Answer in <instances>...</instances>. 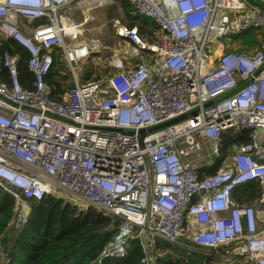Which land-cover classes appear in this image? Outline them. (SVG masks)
<instances>
[{
  "label": "built area",
  "instance_id": "built-area-1",
  "mask_svg": "<svg viewBox=\"0 0 264 264\" xmlns=\"http://www.w3.org/2000/svg\"><path fill=\"white\" fill-rule=\"evenodd\" d=\"M76 1L0 0V44L18 46L0 53V185L17 211L63 189L120 218L96 264L125 256L133 238L142 264H158L159 242L201 256L233 244L264 264V209L234 195L254 180L264 198V0H130L158 24L154 40L115 23L126 55L86 81L76 66L104 46L82 37ZM252 30L255 44L236 46ZM57 50L74 86L53 98ZM23 51L31 87L19 76ZM230 128L252 138L222 155Z\"/></svg>",
  "mask_w": 264,
  "mask_h": 264
},
{
  "label": "trees",
  "instance_id": "trees-1",
  "mask_svg": "<svg viewBox=\"0 0 264 264\" xmlns=\"http://www.w3.org/2000/svg\"><path fill=\"white\" fill-rule=\"evenodd\" d=\"M130 17V25L139 22L140 34L148 41L154 40L158 30L156 21L135 11L130 0H117ZM243 35L240 38L245 42ZM255 37L249 39L250 45ZM11 44L14 46H11ZM18 46L14 41L0 44V53L5 50L15 52ZM96 53H94L95 55ZM29 55L23 51L19 60V76L22 84L31 87L34 75L28 68ZM62 52L54 53V62L47 80L50 83V95L58 98L59 94L71 86L70 73L64 72L65 62ZM95 72H87L81 80L98 77ZM6 75V69L0 70V76ZM249 129L230 128L223 133L221 154L231 152L235 145L251 140ZM235 197L241 202H252L260 197V188L256 181L245 182L234 190ZM30 214L22 222L13 225L17 216L14 197L0 185V246L5 254V264H96L104 246L117 232L120 218H113L96 207L89 205L82 208L78 204L54 194H46L40 199L30 200ZM14 226V227H13ZM144 255L138 239L133 238L128 244V253L123 257H113L104 264H142ZM205 257V256H204ZM218 260L219 256H208ZM158 264H183L179 259L159 260Z\"/></svg>",
  "mask_w": 264,
  "mask_h": 264
},
{
  "label": "rangeland",
  "instance_id": "rangeland-1",
  "mask_svg": "<svg viewBox=\"0 0 264 264\" xmlns=\"http://www.w3.org/2000/svg\"><path fill=\"white\" fill-rule=\"evenodd\" d=\"M100 1L104 0H98L92 5V8L87 11V15L89 16V24L91 23H103L107 29V31L103 34V36H98L103 43V48L99 52H95L96 54L91 55L90 57L83 58L78 66H76L79 78L82 79L83 75H85L87 72H95L94 75H97L98 77L91 78V79H99L101 77H104L108 75L109 73H112L116 70V66L112 64V58L114 56V48L116 45V40L114 42L113 37L108 36L109 30L114 31V21H118L120 23L126 22V16H125V10L123 7H121L120 2L116 0H105L104 3H100ZM80 17V16H79ZM255 37V31L252 30L250 33L246 34L244 37L245 42H248L249 39H253ZM238 42H236V46H243L245 42L241 45L240 42H242L240 39H236ZM116 44V45H115ZM149 56V55H147ZM65 62V61H64ZM64 72L68 73L69 67L65 63V67H62ZM70 73V71H69ZM71 75V74H70ZM69 75V77H71ZM217 158V157H216ZM57 194L60 197H64L67 200H70L82 208H86L89 206V202H87L85 199L80 198L78 196L72 195L68 191H64L63 189H58ZM31 209L27 210L23 216L18 211L17 216L13 219V225H17L20 218H22V222H24L28 215L30 214ZM14 227V226H13ZM184 239L179 238L180 242H183ZM187 245L183 246L178 243H166V242H159V244L155 247L154 251L161 252V255H159V260H169V259H179L181 263L183 264H201L203 262V259L201 257L200 253L194 252L192 250H189L186 248ZM225 249H220L219 251L216 249H213L212 251L205 252V254H208L209 256H219L218 260L210 259L209 263L211 264H256L253 260H250L247 257L241 258L236 257L233 258V244L224 245L222 246ZM189 252V254L187 252ZM195 254H198L197 257H193ZM203 254V253H202ZM185 258H187L189 261H186ZM6 257L5 254L0 246V264H5Z\"/></svg>",
  "mask_w": 264,
  "mask_h": 264
},
{
  "label": "crops",
  "instance_id": "crops-1",
  "mask_svg": "<svg viewBox=\"0 0 264 264\" xmlns=\"http://www.w3.org/2000/svg\"><path fill=\"white\" fill-rule=\"evenodd\" d=\"M97 1L98 0H77L76 1V4L74 5V8H73V17H74L76 23L81 28L82 37H85V35H86V36H92V37L99 38L98 36H103V34L107 31V29H106V27H105V25L103 23H100V24H97V23H92L91 24L90 23L89 24V16L87 15L86 12L89 11V9L92 8V5L95 2H97ZM104 1H100V3L102 4V3H104ZM125 16H126L125 17L126 18L125 24L130 25V17L127 15L126 12H125ZM117 22H118L117 20L114 21V25H113L114 31L109 30V32H108L107 35L110 36V37H113L114 42H115V40H116V43L118 42L117 43L118 45L115 44L116 47L114 48V56H119V55H122V54L123 55H126V53H125L126 47H125V44H124L125 42L115 32V23H117ZM132 26H137L139 28L140 23L137 22V23H135ZM71 43H72V41H71ZM97 52H99V51H97ZM139 59H140L139 57H133L131 60H129V58L128 59H124V62H125L126 65H131V64L135 63L136 61H138ZM234 195H235V193H234ZM252 203L255 204L258 208L264 209V198H262V197H256L252 201ZM214 249L215 250L217 249L219 251L220 249H225V248L221 246V247L214 248ZM232 249H233V254H232L233 255V258H236V257L244 258V256L239 255V254H237L235 252L234 247H232ZM201 257L202 258H206L208 256H205V257L204 256H201Z\"/></svg>",
  "mask_w": 264,
  "mask_h": 264
},
{
  "label": "water",
  "instance_id": "water-1",
  "mask_svg": "<svg viewBox=\"0 0 264 264\" xmlns=\"http://www.w3.org/2000/svg\"><path fill=\"white\" fill-rule=\"evenodd\" d=\"M71 86H74V83H73V82L71 83ZM181 117H182V116H179V117H176V118H174V119H171V120H169L168 122H166L165 124H168V123H170V122L176 121V120L180 119ZM202 264H206V263L203 262Z\"/></svg>",
  "mask_w": 264,
  "mask_h": 264
},
{
  "label": "flooded vegetation",
  "instance_id": "flooded-vegetation-1",
  "mask_svg": "<svg viewBox=\"0 0 264 264\" xmlns=\"http://www.w3.org/2000/svg\"><path fill=\"white\" fill-rule=\"evenodd\" d=\"M206 259H207V258H205V259H204L205 261L203 260V262H205L206 264H211V263H209V261H207Z\"/></svg>",
  "mask_w": 264,
  "mask_h": 264
}]
</instances>
